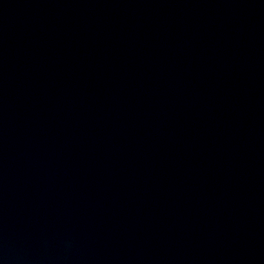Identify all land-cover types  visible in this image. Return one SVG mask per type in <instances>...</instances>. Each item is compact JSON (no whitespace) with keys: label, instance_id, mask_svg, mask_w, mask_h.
I'll use <instances>...</instances> for the list:
<instances>
[{"label":"water","instance_id":"95a60500","mask_svg":"<svg viewBox=\"0 0 264 264\" xmlns=\"http://www.w3.org/2000/svg\"><path fill=\"white\" fill-rule=\"evenodd\" d=\"M0 264H264V0H0Z\"/></svg>","mask_w":264,"mask_h":264}]
</instances>
